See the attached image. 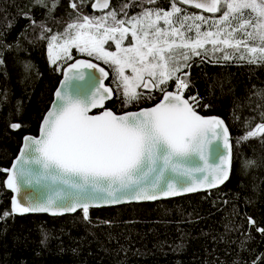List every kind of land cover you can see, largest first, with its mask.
Listing matches in <instances>:
<instances>
[{
  "label": "snow or ice",
  "instance_id": "6c2138e0",
  "mask_svg": "<svg viewBox=\"0 0 264 264\" xmlns=\"http://www.w3.org/2000/svg\"><path fill=\"white\" fill-rule=\"evenodd\" d=\"M33 3L51 14L60 0ZM83 6V0L79 4L70 0L69 7L75 10L72 22L63 32L41 39L48 40L51 64L71 60L75 49L109 65L111 84L104 83L109 72L90 60L77 59L67 66L39 137H25L12 167L0 169L9 173L7 188L18 194L0 220L25 213L57 216L78 209L88 220L90 207L155 201L216 188L229 180L233 167L229 129L223 119L199 113V108L210 105H202L203 97L191 93L190 69L194 57L201 62L216 58L264 64V0H169L168 9L125 3L119 11L111 0H93L91 8L101 15L83 14ZM137 6L141 10L129 15L127 9ZM113 44L115 50H109ZM217 53L221 55L216 57ZM82 69L99 75L87 73L85 81ZM154 92L160 94L159 101L139 111L116 114L105 107L114 96L127 107L155 99ZM255 95L264 105V90ZM260 115L259 123L244 122L236 145L253 138L264 144V111ZM20 127L11 124L13 129ZM210 146L215 154L211 164ZM255 163L242 160L241 170ZM50 185L58 187L46 197L33 195ZM248 219L264 234V227ZM253 264H264V254Z\"/></svg>",
  "mask_w": 264,
  "mask_h": 264
},
{
  "label": "trees",
  "instance_id": "16d2710c",
  "mask_svg": "<svg viewBox=\"0 0 264 264\" xmlns=\"http://www.w3.org/2000/svg\"><path fill=\"white\" fill-rule=\"evenodd\" d=\"M90 2L83 0V14L101 15L91 11ZM69 3L60 0L49 14L46 8L34 6L33 0H0V169H8L24 135L36 134L51 101L61 69L48 62V40L41 36L61 33L72 22L75 10ZM125 3L169 8V0L156 4L111 0L117 11ZM140 10L139 6L127 9L129 15ZM41 25L51 31H43ZM81 57L73 56L61 68ZM87 59L109 72L105 84L110 85L112 69ZM193 59L191 93L203 97L202 105H210L199 108V113L222 118L229 129L233 144L229 180L207 192L90 208L88 220L82 210L60 216H10L0 220V264H253L264 254V234L248 219L264 227V144L259 138L235 143L245 130L244 122H261L264 105L255 93L264 90V64ZM189 94L186 91L185 97ZM153 95L155 99L127 107L114 96L105 107L115 113L146 107L160 98L158 92ZM13 123L21 127L13 129ZM245 159L256 163L242 171L240 162ZM5 178L6 172L0 171V213L11 209Z\"/></svg>",
  "mask_w": 264,
  "mask_h": 264
},
{
  "label": "water",
  "instance_id": "95a60500",
  "mask_svg": "<svg viewBox=\"0 0 264 264\" xmlns=\"http://www.w3.org/2000/svg\"><path fill=\"white\" fill-rule=\"evenodd\" d=\"M92 2H93V0H91L90 5H91ZM182 6H184V7H190V6H188V5H182ZM90 9H91L92 12L99 13V11H96V10L92 9L91 6H90ZM193 9H194V8H193ZM194 10L199 11V12H201V13L204 14V15H208V16L213 15V14H209V13H203L202 10H198V9H194ZM104 11H106V10H104ZM77 59L89 60V59H86V58H77ZM77 59L72 60L70 63L66 64L64 67L61 68V70H60V78H59V80H58V83H57L55 89L53 90L51 101H50L48 107H47L46 110L44 111V113H43V115H42V117H41V119H40V121H39V124H38V128H37V132H36V134H35V135H28V134H27V135H24V136L22 137L21 142H20V145H19V148H18V151H17L16 155L13 157V159L11 160V162H10V164H9V166H8V169H10V168L12 167L13 163H15V161H16V159H17V157H18V155H19V153H20V151H21V149H22V147H23V144H24V138L27 137V136H31V137H39V134H40V127H41L42 120H43L44 116L46 115V113L50 110L52 104L55 102V92L57 91L58 88H60L61 83H62V81L64 80V72H65L67 66L70 65V64H72V63H75V61H76ZM90 61H91V60H90ZM92 62H93V61H92ZM93 63H96V62H93ZM96 64H97V63H96ZM97 65H98L99 67H102V66H100L99 64H97ZM104 69H105V68H104ZM105 70H106V69H105ZM82 71L85 72V81H87V78H88V77H87V73H90V72H96V70H93V69H82ZM106 71H107V70H106ZM96 75H99V73L96 72ZM85 81H74V83H79V84L83 85V84L85 83ZM105 82H106V80H104V83H105ZM105 85H107V84H105ZM144 91H147V90H144ZM160 98H161V97H160ZM160 98H159V99H160ZM159 99H158L155 103H157V102L159 101ZM155 103H153L152 105L146 106V107H140V108H137V109H134V110H128V111H133V112H135V111H139V110L142 109V108L152 107ZM106 108H107V107H106ZM107 109H109V108H107ZM97 111H99V110H96V109L93 110V112H97ZM128 111H123V112L116 113V114H123L124 112H128ZM114 113H115V112H114ZM212 116H215V115H208V116H206V117H212ZM215 117H218V116H215ZM219 118H220V117H219ZM221 119H222V118H221ZM225 125H226V124H225ZM230 142H231V140H230ZM214 143H215V142H214ZM221 143H222V142H221ZM208 155H209V163L211 164V163H213V162L215 161V154H214V152L212 151L211 146H210V148H209V153H208ZM8 175H9V173L6 172V178H5V187H6V188H7V186H6V180H7ZM222 185H223V184H222ZM222 185H219V186L216 187V188H212V189H204V190H200V191H197V192H207V191H210V190L217 189V188H219V187L222 186ZM55 187H58V186H56V185H50L48 188H38V190H37L36 192H34L33 195H35V196H37V197H39V198H44V197H46L47 195L51 194V191H52ZM7 189H8V188H7ZM8 191L11 193L10 202H11V204H12V200H13V198H14V197H17L18 194H17V193H14L11 189H8ZM191 193H196V192H191ZM191 193H184V194L179 195V196H183V195H187V194H191ZM179 196H173V197L161 198V199H158V200H164V199H169V198H174V197H179ZM155 201H157V200H155ZM140 202H152V201H132V202H125V203H121V204L102 205V206H99V207H90V208L112 207V206H118V205H122V204L140 203ZM78 210H81V209H78ZM78 210H77V211H78ZM25 214H46V215H48V216H52V215H50V214H48V213H25ZM65 214H72V213H65ZM57 216H60V215H57Z\"/></svg>",
  "mask_w": 264,
  "mask_h": 264
},
{
  "label": "rangeland",
  "instance_id": "374dc122",
  "mask_svg": "<svg viewBox=\"0 0 264 264\" xmlns=\"http://www.w3.org/2000/svg\"><path fill=\"white\" fill-rule=\"evenodd\" d=\"M181 7H183L184 8V6H182V5H180ZM150 7H152V6H150ZM191 12V11H190ZM199 13V12H198ZM202 14V13H201ZM219 15V14H218ZM206 16V15H205ZM110 44H111V42H109ZM125 44H127V41H125ZM48 45V44H47ZM106 47H108L107 45H106ZM207 47H211L210 45L209 46H207ZM109 50H115V46H114V44L112 45V47L109 49ZM228 51H231L230 49L228 50ZM217 54H219V53H217ZM76 55H80V56H82L81 58H85V57H87V58H91V57H88V56H86V55H84V54H81V53H78L75 49H72V57L73 56H76ZM47 58H48V62L50 63V60H49V56H48V48H47ZM86 58V59H87ZM93 58V57H92ZM65 61H69V60H61V61H58L57 62V64L56 65H54L56 68H58V69H61V64L62 63H64ZM95 61H97V62H100V63H103V61H98V60H95ZM51 64V63H50ZM104 64V63H103ZM51 65H53V64H51ZM104 66H106L107 68H110L109 67V65H106V64H104ZM126 74H128V75H130L131 74V70L130 69H126ZM145 92H147V91H145Z\"/></svg>",
  "mask_w": 264,
  "mask_h": 264
},
{
  "label": "flooded vegetation",
  "instance_id": "af4514ba",
  "mask_svg": "<svg viewBox=\"0 0 264 264\" xmlns=\"http://www.w3.org/2000/svg\"><path fill=\"white\" fill-rule=\"evenodd\" d=\"M188 8H191V7H188ZM104 68V67H103ZM172 89V88H171Z\"/></svg>",
  "mask_w": 264,
  "mask_h": 264
},
{
  "label": "built area",
  "instance_id": "2783aa9c",
  "mask_svg": "<svg viewBox=\"0 0 264 264\" xmlns=\"http://www.w3.org/2000/svg\"><path fill=\"white\" fill-rule=\"evenodd\" d=\"M173 90V89H172Z\"/></svg>",
  "mask_w": 264,
  "mask_h": 264
}]
</instances>
